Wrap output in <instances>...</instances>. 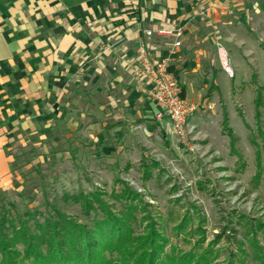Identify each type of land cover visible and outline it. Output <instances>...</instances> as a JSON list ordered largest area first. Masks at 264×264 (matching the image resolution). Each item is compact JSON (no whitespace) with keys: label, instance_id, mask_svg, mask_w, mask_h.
Returning a JSON list of instances; mask_svg holds the SVG:
<instances>
[{"label":"rangeland","instance_id":"1","mask_svg":"<svg viewBox=\"0 0 264 264\" xmlns=\"http://www.w3.org/2000/svg\"><path fill=\"white\" fill-rule=\"evenodd\" d=\"M257 6L263 13L258 29L252 11L244 28L254 40L252 51L244 49L245 55L243 48H230L228 53L239 62L236 65L233 59L232 68L228 55L230 72L224 70L218 56L217 44L225 42L222 30L214 29L210 34L209 43L213 42L219 63L216 67L222 72L220 80L218 75L213 77V71L201 79H208L207 84H201V88L206 85L201 98L208 108L193 116L194 129L187 143L155 125L149 140L135 144L127 141L126 147L120 144L121 150L118 144L113 149L102 148L106 145L95 143L94 125H83L79 119L71 121V126L58 121L48 131L19 137L8 150L11 175L0 180V221L5 218L6 229L10 220L23 219L32 226L34 217L42 222L57 211L90 226L81 193L101 192L111 210L119 212L121 201L114 195L124 182L141 196L172 244L181 249L188 251L195 245L194 240L189 244L182 235L176 238L173 230L191 206L205 217L206 241H216L214 250L221 251L216 264L228 262L229 236L235 247L244 242L247 222L262 225L258 240L263 246L264 0H258ZM238 38L233 36V41ZM225 115L235 136L234 144L223 127ZM97 213L102 217L100 210ZM94 214L91 211L92 218ZM138 214L141 219L146 212L139 208ZM146 223L138 222L135 231L142 233ZM244 249L252 252L248 243ZM248 264H255L251 256Z\"/></svg>","mask_w":264,"mask_h":264},{"label":"crops","instance_id":"2","mask_svg":"<svg viewBox=\"0 0 264 264\" xmlns=\"http://www.w3.org/2000/svg\"><path fill=\"white\" fill-rule=\"evenodd\" d=\"M257 5L258 0H0V180L11 175L8 150L18 138L48 131L58 121L92 123L102 148L118 144L121 150L127 141L149 140L155 125H163L135 77L142 46L151 59H170L182 96L200 104L197 113L206 111L201 84L208 79H201L213 71L220 80L222 72L210 34L220 28L227 51H252L254 40L244 28L251 11L257 28L263 16ZM159 28H180L182 34L162 36L155 32ZM233 36L239 38L234 42ZM177 39L180 47H174ZM232 57L233 68L232 60L239 62Z\"/></svg>","mask_w":264,"mask_h":264},{"label":"trees","instance_id":"3","mask_svg":"<svg viewBox=\"0 0 264 264\" xmlns=\"http://www.w3.org/2000/svg\"><path fill=\"white\" fill-rule=\"evenodd\" d=\"M223 127L234 144L235 136L226 115ZM122 184L123 188L114 195L121 201L119 212L111 210L101 192L81 193L82 208L90 217V226L69 219L59 211L42 222L34 217L32 226L23 219L10 220L8 229L3 217L0 221V264H216L221 251L214 250L216 241H206L205 217L196 207L186 209L173 229L176 238L182 235L189 244L194 240L195 245L186 251L172 244L148 212L147 205L142 203L141 196L124 182ZM75 199L78 201L77 196ZM139 208L146 212L141 219ZM99 210L102 217L98 216ZM91 211L95 212L93 218ZM140 221L147 223L144 231L137 233L135 228ZM247 224L245 243L241 241L235 247L229 236L227 264H248L249 256L255 264H264V245L258 240L262 225ZM197 235L199 238L195 240ZM246 243L251 253L244 249Z\"/></svg>","mask_w":264,"mask_h":264},{"label":"built area","instance_id":"4","mask_svg":"<svg viewBox=\"0 0 264 264\" xmlns=\"http://www.w3.org/2000/svg\"><path fill=\"white\" fill-rule=\"evenodd\" d=\"M157 34L167 37H180V28H159ZM152 35V30L146 31ZM181 41L177 39L174 47H180ZM218 56L226 72L231 71L228 51L217 44ZM136 80L145 86L149 98L158 108L156 119L162 123L170 137L182 143H187L189 135L193 132L192 118L198 110V104L182 96L181 87L176 77L169 71V58L151 59L145 46L137 54Z\"/></svg>","mask_w":264,"mask_h":264}]
</instances>
